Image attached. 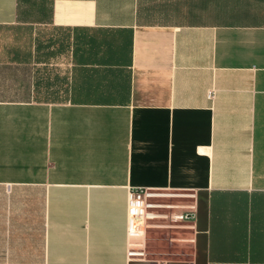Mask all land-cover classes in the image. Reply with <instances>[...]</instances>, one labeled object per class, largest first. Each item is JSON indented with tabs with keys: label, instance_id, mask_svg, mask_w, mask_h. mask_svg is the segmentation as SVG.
<instances>
[{
	"label": "crops",
	"instance_id": "crops-1",
	"mask_svg": "<svg viewBox=\"0 0 264 264\" xmlns=\"http://www.w3.org/2000/svg\"><path fill=\"white\" fill-rule=\"evenodd\" d=\"M140 186L195 190L192 242L128 239ZM142 243L264 264V0H0V264Z\"/></svg>",
	"mask_w": 264,
	"mask_h": 264
},
{
	"label": "built area",
	"instance_id": "built-area-1",
	"mask_svg": "<svg viewBox=\"0 0 264 264\" xmlns=\"http://www.w3.org/2000/svg\"><path fill=\"white\" fill-rule=\"evenodd\" d=\"M196 204L194 189L131 187L127 191V237L143 241L147 230H161L169 234L170 242H192L194 237L183 231L195 230ZM128 249L130 262H146L143 243Z\"/></svg>",
	"mask_w": 264,
	"mask_h": 264
},
{
	"label": "rangeland",
	"instance_id": "rangeland-1",
	"mask_svg": "<svg viewBox=\"0 0 264 264\" xmlns=\"http://www.w3.org/2000/svg\"><path fill=\"white\" fill-rule=\"evenodd\" d=\"M160 243V247H158V250H162L164 251V253H162L159 257L163 258V259H184L186 257H188L189 255V250L188 248H183L181 246H179V244L177 245H173V246H166L164 242H159Z\"/></svg>",
	"mask_w": 264,
	"mask_h": 264
}]
</instances>
